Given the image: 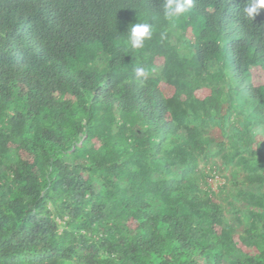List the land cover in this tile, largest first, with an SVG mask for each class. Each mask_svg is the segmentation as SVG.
I'll return each mask as SVG.
<instances>
[{
	"label": "trees",
	"instance_id": "trees-1",
	"mask_svg": "<svg viewBox=\"0 0 264 264\" xmlns=\"http://www.w3.org/2000/svg\"><path fill=\"white\" fill-rule=\"evenodd\" d=\"M0 264H264V0H0Z\"/></svg>",
	"mask_w": 264,
	"mask_h": 264
},
{
	"label": "rangeland",
	"instance_id": "rangeland-1",
	"mask_svg": "<svg viewBox=\"0 0 264 264\" xmlns=\"http://www.w3.org/2000/svg\"><path fill=\"white\" fill-rule=\"evenodd\" d=\"M261 80V76L259 75V73L258 72H256L255 74H254V82L256 83V84H260V81ZM221 176V175H220ZM223 179V178H222ZM210 184H211V186L214 188L217 184H218V182H219V179L217 178L216 179V181L215 180H209L208 181ZM221 182H223V181H221Z\"/></svg>",
	"mask_w": 264,
	"mask_h": 264
},
{
	"label": "clouds",
	"instance_id": "clouds-1",
	"mask_svg": "<svg viewBox=\"0 0 264 264\" xmlns=\"http://www.w3.org/2000/svg\"><path fill=\"white\" fill-rule=\"evenodd\" d=\"M259 73V72H258ZM259 75L261 76V74L259 73ZM252 80H254V75H253V77H252ZM262 81H263V77L261 76V80L259 81L260 82V84L262 83ZM253 83H254V85H258V84H256L254 81H253Z\"/></svg>",
	"mask_w": 264,
	"mask_h": 264
}]
</instances>
